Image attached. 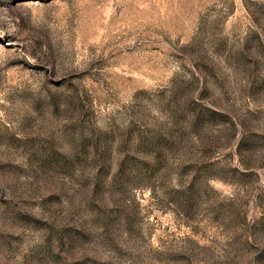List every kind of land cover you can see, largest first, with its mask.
I'll list each match as a JSON object with an SVG mask.
<instances>
[{
    "label": "rangeland",
    "instance_id": "374dc122",
    "mask_svg": "<svg viewBox=\"0 0 264 264\" xmlns=\"http://www.w3.org/2000/svg\"><path fill=\"white\" fill-rule=\"evenodd\" d=\"M0 264H264V0H0Z\"/></svg>",
    "mask_w": 264,
    "mask_h": 264
}]
</instances>
